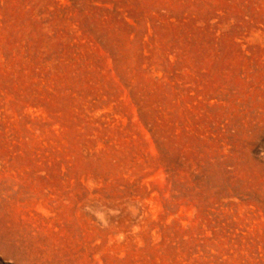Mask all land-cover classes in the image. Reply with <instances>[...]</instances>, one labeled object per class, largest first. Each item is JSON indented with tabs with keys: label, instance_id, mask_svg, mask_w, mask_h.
<instances>
[{
	"label": "rangeland",
	"instance_id": "obj_1",
	"mask_svg": "<svg viewBox=\"0 0 264 264\" xmlns=\"http://www.w3.org/2000/svg\"><path fill=\"white\" fill-rule=\"evenodd\" d=\"M10 236L264 264V0H0V264H21Z\"/></svg>",
	"mask_w": 264,
	"mask_h": 264
},
{
	"label": "bare ground",
	"instance_id": "obj_2",
	"mask_svg": "<svg viewBox=\"0 0 264 264\" xmlns=\"http://www.w3.org/2000/svg\"><path fill=\"white\" fill-rule=\"evenodd\" d=\"M57 242H59V241H57ZM4 243H5L4 245L7 247V249L9 251L16 253L17 260L20 261L21 264H71V263L74 264L75 263V258H68L69 260L64 259V258L62 259V256H59V254H56V256L54 257V255H53L54 251H51V250H49V252L47 251L48 252V254H47L48 258L46 260H44V259H42L40 253L37 252L36 250H34V251L31 250V252H30L28 250H25L24 248H21V245L18 242V239H15L11 236L8 237V239ZM60 247L61 246L59 245V243L56 244V248L60 249ZM51 252H53V254H51ZM65 254H66V252H65ZM94 260L95 259H93V261ZM68 262H70V263H68ZM88 263H90V260L88 261Z\"/></svg>",
	"mask_w": 264,
	"mask_h": 264
}]
</instances>
